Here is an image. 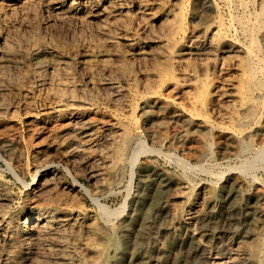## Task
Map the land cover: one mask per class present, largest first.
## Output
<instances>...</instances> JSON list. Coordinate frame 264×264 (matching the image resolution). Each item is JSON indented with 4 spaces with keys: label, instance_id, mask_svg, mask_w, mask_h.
Returning <instances> with one entry per match:
<instances>
[{
    "label": "rangeland",
    "instance_id": "1",
    "mask_svg": "<svg viewBox=\"0 0 264 264\" xmlns=\"http://www.w3.org/2000/svg\"><path fill=\"white\" fill-rule=\"evenodd\" d=\"M126 1L128 2V7H127L128 9H126L127 12L125 10H121V9L119 10V8L116 6V3H112V5H109V6H108V4H106L107 5L106 10L108 13L110 12L109 14L111 15V18L116 19V17H117V19H116L117 23L115 26L113 25V31L114 32L112 31V35L115 34L114 36H116V38L118 36V38L116 40L114 39L116 41L114 46H112L108 42H104L103 39L97 38L95 36V31H93V30H95V26L92 23H91L92 26H88V25H91L89 23L86 24L85 26L84 25L82 26V24L79 25L80 21L76 17H73L74 19L73 18L68 19V21H64V22L62 20L59 21L56 19H52L53 17L51 15V13L43 7L42 3L44 1H42V0H40V1L36 0V1H34V3H31V7L29 8L30 9L29 11L26 9L27 11L26 10H24L25 12L19 11L17 14H15V13L13 14L9 11V8H7V6H8L7 3L4 4L3 6L0 5L1 6L0 7V14H1L0 25L2 26V27L0 26L1 27L0 28V37H1L0 40L5 38L4 40L7 41V44H9V45L14 44L13 46H10L11 50L9 48L7 50V52L13 51L14 53L15 52L19 53V55L17 53H15L19 62L14 61V63L10 62L11 63L10 64L3 57L4 56L3 54L6 52V49L4 50L2 47L0 48V50L2 49L0 51V55L2 56V57L0 56V87H1L0 88V108H1L0 110L3 111V112L0 111V137L2 136V138H0V175H1L0 180L2 181L4 187L8 190V192H10L11 194H13L15 196L14 201L11 204L9 203V205H11V206H9L8 204L3 205L0 203V211L6 210L11 215L12 214L17 215L21 212L22 208L24 209L26 207L25 196H24L25 195L24 186H25V183L31 181L32 174L34 173L33 168L38 166L39 163L42 160H44V158H45L44 154L45 153H43L42 150L47 149V147L50 145V143L53 141L55 142V140L57 143L60 144L65 139V138H63V139L60 138L57 140L55 138V134L53 135L51 133H47L49 131L44 128V123H42L40 120H38L37 123H31V121L33 122L34 118L40 117L42 119H45L48 116H50L51 113L53 112V111L51 112V109H50V104H51V102H53V98H52L53 95L52 94H54L55 92L56 93L62 92V88L59 87L58 88L59 90L57 89L58 86L55 83L56 81L55 82L52 81L54 79L50 73L51 72L50 70H52V69L58 70L59 69V71H61V73H62V76H64V74L69 73L68 76H70L72 79V81H71V79H70V81L72 84L74 83L73 84L74 86L72 85V87H74V88H72V87L70 88V93H72V94L74 93L76 100L78 99L79 101H82L83 105L86 102L84 100L86 98V96L88 97V96L93 94V96H95L97 99L99 98L98 99L99 103L97 104L98 110L100 112H104V111L110 112V111H113L114 105H112V103H110V102L108 103V101L105 100L106 96H104V91H106L108 93L107 90H104L106 88H103V87H101L100 84H97V82L99 80L103 79V73H101V71H97V70H104L107 68V70H109L110 72H112L111 70H113L112 73H116L118 71H121V72H124L127 74L131 73L132 76L135 77L136 86L134 85L135 83L133 84V86H135L136 89H135V87H133L134 89H132V91L129 90V92H128L127 87H125L124 85L121 86L122 83L118 84L119 86L116 85V87L117 88L119 87L118 90L122 91V93L125 96H127L126 98H129V99L131 98L130 100H132L133 103L135 102V104H136V102L138 103V101L133 96L134 91L142 92L143 87L149 88V89L153 88L152 90L159 91V90H161V87L163 86L161 84L163 81L162 77L163 78L165 77V74H164L165 73V71H164L165 70V62L163 61V59H159L156 56L149 54V53H146L147 55L143 54V55L132 56V55H128L126 53L127 51H125V50H128V48H131L133 46H137L139 44H140L139 46H145L146 44H143V41H145L144 43H146L145 36H146L147 31L150 32V31H153V29H154V31L150 32V33L156 34L157 32H159V30L161 31V28H159L161 26V24H162V26H161L162 28L164 26H165V28H167L169 26V24L171 25V24L175 23L176 21H177L176 24H178V23L180 24V22H182L180 24V25L184 26V28L182 27L184 29L182 36L183 35L185 36L184 39L187 38L186 41L185 40H183V41H185L184 43H185L186 47H192L198 40H200V41H202V39L207 40L211 37L210 32L213 29V27L216 26V23H214V22L218 19L217 14L219 15L222 13L221 16L219 15V18L223 17V19L225 21H228L229 18H231V16H233V15L241 14L240 11H238L236 7L225 6L223 0H216L215 5H214L216 7H214L213 10H209V8H207L206 6L202 5L199 2H196L195 0H185V1L184 0H142L146 4L148 3L149 7H150V11L154 12V13H151V12L150 13L151 14L156 13L157 16L159 17V20L157 23H154L153 21H151V16L146 17L147 22H146L145 18H143V20H144L143 22H145V23L149 22L147 25L148 27L146 28L145 23L141 24L142 21L137 19V17H138L137 15H138V11H139V5L138 4H139V1L141 2V0H126ZM247 1L249 2V0H247ZM250 4L247 8L248 9L247 12L242 13L246 17H248L247 15L254 14V12H255V10L252 8V5H250ZM35 5H36V7H34ZM38 5H40V6L38 7ZM25 6L29 7V4L26 3ZM215 8H217V10ZM40 9L43 12H41ZM221 9H222V11H221ZM183 11H184V13H182ZM219 11H220V13H219ZM1 12L3 13V15ZM46 12L47 13L49 12L48 14H50V15H48ZM34 13H35V15H34ZM37 13H38V15H37ZM179 13L182 14L181 18H180ZM113 14H115L116 17ZM183 14H184V16H183ZM223 14H225V15H223ZM23 15H25V16H23ZM2 16H4V17H2ZM132 17H133V19H132ZM148 17H150V18L148 19ZM226 17H228V18H226ZM118 18L121 22L118 20ZM128 18H131L132 20L130 19L129 21H127ZM10 19H12L11 23L8 22V21H10ZM34 19L35 20L37 19L36 20L37 22H35ZM2 20H5V21H2ZM18 20H20V21H18ZM23 20H24V22H23ZM5 22H7L8 25ZM43 22H45V23H43ZM129 22H131V23H129ZM160 22H161V24H160ZM37 23H39V26H37L38 25ZM62 24H64V25H62ZM122 24L125 26H123ZM134 24H136V25H134ZM153 25L154 26L156 25V26L154 27ZM206 25H208V26H206ZM25 26L27 28H25ZM34 26H35V28H34ZM64 26H65V28H64ZM142 26H143V29H142ZM126 27H127V29H125ZM134 27L136 30L134 29ZM144 27H145V29H144ZM4 28H5V30H4ZM37 28L39 31L37 30ZM87 28H89L91 30L89 32H87V30H89ZM138 28H141V29H138ZM207 28L209 29V31L207 33L203 32L205 29L207 30ZM12 29L16 30V32L13 31ZM29 29H30V32H29ZM82 29H83V31H82ZM141 30H143V31H141ZM145 30H146V32H145ZM155 30H156V32H155ZM194 31H195V33H194ZM26 32L29 34H27ZM31 32H32V34H31ZM49 32H50V35H49ZM56 32H57V34H56ZM92 32H94V33H92ZM135 32L139 35H137ZM184 33H187V34H184ZM126 34H127V36L125 37ZM128 34H129V36H128ZM130 34H131V36H130ZM74 35L76 36V38ZM37 36L39 37V39ZM134 36L136 38H134ZM238 36L239 35H234V39H235L234 42L236 40L237 41L239 40L240 42H242V38H240V36L239 37ZM17 37H19L20 39L19 38L17 39ZM32 37L33 38L35 37V38L33 39ZM45 37H47V38H45ZM49 37H52L53 40H52V38H49ZM143 37H144V39H143ZM27 38H29L30 40L29 39L27 40ZM92 38H93V40H92ZM25 39H26V41H25ZM46 39H47V41H46ZM94 39H96V40H94ZM10 40H12V41H10ZM20 40H22V41H20ZM43 40L46 42H44ZM54 40L56 41V43H54L55 42ZM239 41H238V43H239ZM16 42L17 43L21 42L23 45L21 43L17 44ZM32 42H34V43H32ZM36 42H37V46H39L38 43L39 44L42 43V44L48 45L52 49L55 48L54 49L55 51L61 53V55L59 57L55 58L54 60L49 59V61H48V59H46V60H40L39 61V63H41V65L43 64V68H44V75H45L46 81H43V82H40V81L37 82L36 80H32L33 78H32L31 74L34 73L33 71L35 70V62L31 61L28 58V54H29L28 52L30 51L31 46L36 45ZM58 42L60 45L58 44ZM85 42H86V44H85ZM11 43H13V44H11ZM29 43L30 44L32 43V44L29 45ZM25 44H26V46H25ZM107 45L109 47H107ZM129 45H130V47H129ZM61 46H64V47H61ZM65 46H66V48H65ZM93 46H94V48H93ZM110 46L113 49L115 48L114 50L117 49L116 51H118L119 53H123L124 56L121 58L114 56L112 54L113 49ZM68 47H69V49H68ZM73 47L76 50H74ZM125 47H128V48L126 49ZM100 48L102 50L108 51V53L111 52V54L102 55L103 53L101 54V53H99V51L97 52V50H99ZM118 49H120V50H118ZM19 50H20V52H18ZM87 50H88V52H87ZM94 50H95V52H94ZM26 51H28V52H26ZM66 51H67V53H66ZM68 51L71 53L68 54ZM24 53H27V54H24ZM202 53L196 54V55L195 54H188L184 57V60L182 63H180L179 61L177 63V61H176V63L174 64V68H175L174 72H175V70H177V72L175 74H177V75L180 74V71L182 73L183 71L185 72V71L193 70L197 73V75L201 76V74H200L201 71L199 70L200 65L205 64V63H206L205 66L206 67L208 66L209 73L212 74L215 72L212 64L215 63L218 65H221L224 61L225 66L226 67L229 66V67L228 68L225 67L226 68L225 73H223V74L217 73L218 74L217 80L219 78L218 81L221 84H224L226 81L235 77L233 67L235 66V62H236L235 59L237 60L238 57L235 58L234 56H237L238 54L234 55L233 53H227V52L223 54V53H221L219 51H215V50L214 51L213 50H209V51L206 50V51H203ZM92 54H93V56H92ZM226 54H227V56H225ZM230 54H231V56H230ZM222 55H223V57H222ZM22 56H23V58H22ZM189 56H191V58ZM228 56H230V57H228ZM232 56L234 58H232ZM129 57H131V58H129ZM2 58H3V60H2ZM187 58H188V60H187ZM201 58H203V60H201ZM153 59H155V60H153ZM225 59L230 61V62L229 63L225 62ZM29 60H30V62H29ZM60 60L63 61V63ZM119 60L121 62H122V60H124V61L121 63ZM150 60H151V62H150ZM42 61H44V62H42ZM184 61H185V64H184ZM201 61H203V62H201ZM65 62L67 65L65 64ZM97 62H99L98 64H100V65L99 66L97 65V67H96ZM103 62L105 65L103 64ZM124 62H126V63H124ZM207 62H210V63H207ZM19 63H21L22 66ZM112 63H114V64H112ZM186 63H188V64L186 65ZM15 64H17L18 67ZM45 64H46V66H45ZM121 64H123L125 66V68H122L123 65H121ZM49 65H50V67H48ZM62 65H64L65 68H64V66L62 67ZM112 65L113 66L115 65V66L113 67ZM118 65H120V66L118 67ZM13 66H15V67H13ZM109 66H112L113 68L109 67ZM161 66H162V68H164V70L161 68ZM194 66L195 67L198 66V67L195 68ZM191 67H192V69H190ZM15 68H17V69H15ZM182 68H183V70H182ZM184 68H185V70H184ZM68 69H70V70H68ZM196 69H197V71H196ZM15 70H17V71H15ZM90 70H93V71L91 72ZM114 70H116V71L114 72ZM211 70H213L214 72L213 71L211 72ZM29 71H31V72L29 73ZM88 71H89V73H88ZM178 71H179V73H178ZM90 72H91V74L92 73L93 74L91 75ZM94 72H95V74H94ZM97 72H100V73L96 74ZM5 73L7 75H5ZM21 73H24L25 77ZM161 73H162V76H161ZM48 74L51 77H49ZM88 74H90L91 76ZM84 75L87 77H84ZM158 75L161 78H158ZM11 76H12V78L10 79ZM28 76H29V78H28ZM75 76H77V77H75ZM99 76L100 77L102 76L101 77L102 79ZM5 77H6V79H5ZM22 77H24L25 79ZM89 77H91V78H89ZM95 77H96V79H95ZM1 78H2V80H1ZM30 78H31V80H29ZM201 78H204V77L201 76ZM13 79H15V80H13ZM17 79H19V82ZM222 79H224V80L222 81ZM16 80H17V82H16ZM25 80L26 81L28 80V81L26 82ZM49 80H50V82L52 81L54 84L52 82H51L52 84L50 82L48 83ZM90 81L91 82L96 81V82H94L96 84H93V86H92V83ZM87 82H90V83H87ZM143 82L146 84H144ZM38 83H40V84H38ZM98 83H100V81ZM167 83H170V82L167 81ZM11 84H12V86H11ZM33 84H37V85H33ZM78 84H79V86H78ZM13 85H17V86H13ZM169 85L168 86L166 85L167 87L166 88L164 87L162 89V90H164L163 91V99H165L166 96L172 97V99L175 98L174 100L176 103L178 102L177 104L179 106H181V107L185 106L187 104V100L189 98L188 91L186 92V94H185V92H181V91L173 92V90H171L172 89L171 86H169ZM18 86L19 87L21 86V87L19 88ZM41 86H43V87L41 88ZM88 86H89V88H88ZM16 87H17V89H16ZM94 87H95V89H94ZM157 87H160V88H157ZM78 88H79V90L77 91ZM120 88H123V89L121 90ZM55 89H57L58 91ZM74 89H76V91ZM124 89H127V90H124ZM225 89H229V88L225 87ZM52 91H54V92H52ZM86 91H88V92L86 93ZM124 91L127 94H125ZM165 91L166 92L171 91V92L169 93V95H168V93H166V95H165ZM46 92H49V93H46ZM50 92H52V93H50ZM78 92H79V94L81 92L82 95L81 94L79 95ZM91 92H93V93H91ZM85 93H86V95H85ZM44 94L45 95L48 94L47 97L44 96ZM81 96L83 97V100L82 99L80 100V98H82ZM103 96L105 97V99ZM132 96L136 100H134L132 98ZM47 98H48V100H47ZM5 100H7V101L5 102ZM227 101L228 100H222V101L220 100L219 103L217 101L216 106H215V103L212 104V106H210L207 109V112H206L207 114L205 113V114H202V116L201 115L196 116L195 117L196 119L193 122L189 120V117H188L189 113L185 112V111L178 112L177 113L178 115L173 116L172 114H169V113H168L169 114L168 115L167 113L163 112L160 108H158L156 106L154 108L151 107L149 109L146 107L144 108V106H141V105L137 106V111L135 112V117L137 116L136 117L137 119L136 118L135 119L137 120V123L139 121L138 126L140 128H138V126H137V129L140 131H138L137 129H136V131H137V134L139 136V141L144 143V145L147 147V151L140 156V158L137 161V163L134 167V170L132 172L133 174L130 172V173H126V174L121 175V174H119L118 170L111 168L113 165L112 164L113 157H112L111 152H109V151H112V149H114V147L116 146L118 141H115V143H114V141L110 140V137L106 135L104 137V139L100 141L98 148H95V147L90 146V145H89V147H90L89 148L88 145H85L84 140H82V139L77 140L79 142V144L83 141L82 142L83 145L80 144L82 146V151H79V153L77 152V153L73 154L75 156V157L73 156V159H74V163H76V170H77L76 173L78 174V176H79L78 180L80 181L79 185L81 184V186H83L82 191L80 192L81 194H78V196L81 200V204L84 207L86 206L85 209L91 214L97 213V209H98L97 206H99V205H103L106 208H108L109 210H114V209H118V208L123 207V212L120 215L121 217L119 216V218L114 223L115 231L112 235H110V236L105 235L103 233V231H99L98 232L99 236L97 235L98 237L96 236L94 238H90V239H93V242H96V244L99 243L102 246H106L108 244L107 242L110 240V238L115 237V239L117 240V252H116V255L114 256L115 257L114 259H115V261L118 260L117 264H205V262H206L205 256L206 255L213 254L215 256L217 253H218V255H220V257L222 258L223 261H226V260H228V258L231 256L232 253L236 252L235 249L236 250L238 249L237 251L240 252V251L248 248L249 246L251 247L252 245H254L257 242V239H258V241L261 239H264V237H262V236H264L263 235L264 234V210L260 207V205L258 203V199H257V195L259 194L260 190L264 191L263 190L264 189V158L256 160L257 165L250 172L243 171V170H241L242 168L238 169L239 165L241 166L243 161L246 160L247 157L246 156L242 157L240 155L235 156V148H234L235 144L233 142H231L229 139H227L225 141L226 138H223V135H217L213 132H210L206 128V125L204 123L205 120H203V119H205V117L206 118L208 117L207 119H209V120L211 118L210 121L218 123V124H220V123L222 124L223 123L222 122L223 121L222 120L223 115L225 116L229 110V103H227ZM42 102H44V103H42ZM225 102L227 103L228 106L225 104ZM1 103L4 104L3 105L4 107L1 105ZM27 103L30 105H28ZM103 103H104V105H103ZM111 105H112V107H111ZM30 107H32L33 109ZM4 109H5V111H4ZM144 109H145V111H144ZM101 110H103V111H101ZM46 111H47V113H46ZM40 112H42V113L40 114ZM31 113L34 115H31ZM164 114H166V115H164ZM186 116H187V118H186ZM219 117H222V118H219ZM27 119H30V120H27ZM197 119H198V122H197ZM27 121H29L30 123ZM40 124H42V125H40ZM225 125H227V124H225ZM2 126H3V128H1ZM252 126H255V127L257 126V127L254 128ZM252 126H249L248 128H244L245 129V131L243 133V134H245L244 138L252 139L253 141H255L256 144H257V141L259 139L258 143L261 140L260 144L263 142L262 145H264V137H263L264 134H262L263 130H262L261 125H258V124L254 125L253 124ZM250 128H251V130L249 131ZM203 131H205V132H203ZM257 131H258V133H257ZM260 133H261V135H260ZM206 134H207V136H205V139H206L205 140L204 136H202V135H206ZM210 134L212 136H210ZM248 134H251V136ZM257 135H259V136H257ZM46 139H47V141H46ZM52 139H53V141H52ZM209 142H210V144H209ZM69 143L70 144L72 143V144L70 145ZM104 143H105V145H104ZM107 143H108V145L106 146ZM67 144H65V145L63 144L62 147H60L61 145L59 146V150H60L59 156L66 154L67 153L66 151L71 150V146L74 147V145L76 143L73 142L72 140L70 142V140H69ZM208 144H209V146L211 145V147L212 146H214V147H212V149H211V147L208 148L209 147ZM67 146H68V148H67ZM91 147L94 149L93 152H92ZM222 148H223V150H222ZM54 149L55 148L49 149V150H51L50 152L52 153V156L55 155L54 154L55 152H53ZM64 149H66V151H61ZM103 150L105 152H103ZM80 152L83 154H81ZM95 152H96V154H95ZM165 152H166V154H165ZM170 152H172L171 154L173 155L172 159H170L168 156V153L170 155ZM207 152H210V153H207ZM91 153H93V154H91ZM196 153H197V155H196ZM85 154L86 155L91 154V155L85 156ZM108 154L110 157H107ZM204 154H206V155H204ZM202 155L205 156L207 160H205L204 159L205 157L203 158ZM104 156H105V158H104ZM83 157H84V160L82 159ZM198 157H199V159H198ZM85 158H86V160H85ZM92 158L95 161L92 162V160H93ZM179 159L182 161H180ZM200 159H201V161H200ZM248 159L253 160L252 157H248ZM4 160H5V162H4ZM75 160L76 161L78 160L79 162L78 161L76 162ZM178 160L180 161L179 163H178ZM185 160L189 163H186ZM237 160H238V162H237ZM205 161H207V162H205ZM200 162H202V163H200ZM203 162H205V163H203ZM106 163H110V164L108 165ZM184 163L187 164L188 167H190V165H191L192 169L186 171V169L183 166ZM206 163H207V165H206ZM238 163H239V165H238ZM198 164H200V165H198ZM64 166H65L64 164H62L60 162H56V169L59 171L58 173L61 175V172H63V173L65 172L64 174H65L67 180L73 183V179H71L72 177L70 176V174L68 176V170H69V169H67L68 167L66 166L67 167L66 168ZM194 166H197V168L195 167V169H194L193 168ZM98 167H99V170L106 172L107 177L105 176L106 177L105 179H106V181H108L107 183L111 187L110 191L102 193V194H95L93 192L96 181L95 180L93 181V179L90 178L91 176L89 175L92 170H98ZM102 167H104V168H102ZM182 168H184L185 172H183ZM197 169H205V170L208 169L207 170L208 172L204 171V170L199 171ZM211 169H213V170H211ZM210 171H212V173H210ZM218 171H220V172H218ZM27 172H29V173H27ZM204 172H206V173H204ZM30 173H32V174H30ZM200 173H201V175H200ZM208 173H210L212 175H210ZM246 173H248V174H246ZM29 175H31V176H29ZM188 177H190V178H188ZM15 178H17V179H15ZM61 178H62V176H61ZM235 179H238V180H235ZM62 181L66 182L65 179H63ZM186 181H188V182H186ZM233 181H236L238 183L237 187L236 186L234 187L232 185ZM111 183H112V185H111ZM185 185H187V186H185ZM180 186L183 189H181ZM9 189H10V191H9ZM246 189H248V190H246ZM186 190H189V191H186ZM177 192H178V194H177ZM187 194H188V196H190V198H192L191 202L193 205V211L198 210V212L201 211V213H205L207 215L206 221H208V222H205V224L201 225V226H200L201 223L196 222L197 223L196 224L195 222H193L192 228L194 230H196L195 232H196L197 237L199 238L200 242L202 243V246H206L208 244L207 246H208L209 250L207 249V246L199 248L197 243L195 241H192V239L188 236V233L186 231H184L183 228H180V226L182 225V223L184 221V218H187L186 216H188L186 214H188V212H190V211L188 208L189 202L187 200H184L183 198H179V197H182L184 195L186 196ZM179 195H181V196H179ZM94 197H96L95 198L96 201L94 200ZM178 198L180 200L183 199L182 202L179 201ZM20 199H21V201H20ZM17 200H18V203H17ZM210 201L212 204L211 206H209ZM95 203H97V204H95ZM23 204L25 206H23ZM169 204L171 205V209H173V212L175 213V211H176V214H175L176 219H177L176 221H173L172 214L168 211V207L170 206ZM6 205L9 207V210H8V207H6ZM176 208H178V209H176ZM196 208H197V210H196ZM207 210H208V212H207ZM15 211L16 212L18 211V212L16 213ZM179 211L182 213L180 214ZM170 219H171V221H170ZM209 220H210V223H209ZM181 230H182V232H181ZM143 232H145V233H143ZM253 235H255V236H253ZM0 236H1L0 238L2 239L1 232H0ZM175 236H176V239H175ZM200 237H201V239H200ZM258 237L261 239H259ZM1 239H0V242L2 243L3 239L2 240ZM189 239H190V241H189ZM192 243H194V244H192ZM200 250L201 251L204 250V251L201 252ZM226 251L229 252V254ZM3 256L0 255V257L2 259H5ZM263 260H264V258H263ZM127 262H129V263H127ZM48 263L54 264V263H50V262H48ZM263 263H264V261H263ZM25 264H28V263H25Z\"/></svg>",
    "mask_w": 264,
    "mask_h": 264
},
{
    "label": "bare ground",
    "instance_id": "2",
    "mask_svg": "<svg viewBox=\"0 0 264 264\" xmlns=\"http://www.w3.org/2000/svg\"><path fill=\"white\" fill-rule=\"evenodd\" d=\"M36 0H0V5L3 6L4 4H8L7 8H9V11L11 13L17 14L19 11L24 10H30L31 3H34ZM40 1V0H39ZM44 1L42 3L43 7L49 11L52 15V19L56 20H62L68 21V19H71L73 17H76L79 19L82 26L86 24H93L95 26V36L97 38L103 39L104 42H108L112 46L116 43V36L112 35L113 31V25L115 26L117 23V17L116 13L115 15L116 19H112L111 15L106 10V4L112 5V3H116V6L119 8V10H125L128 9V2L126 0H42ZM115 1V2H114ZM185 1V0H184ZM196 2L201 3L202 5L209 8V10H213L216 0H195ZM225 6H234L237 8L238 11H240L241 14L233 15L231 18H229L228 21H225L223 17L219 18V15L217 14L218 19L214 22L216 23V26L213 27V29L210 32L211 37L207 40L202 39V41L198 40L192 47H186L184 39L185 36H182V33L184 32L183 28L184 26L180 24H169L167 28L165 26L162 28V24L159 28H161V31L157 32L156 34H151L150 32H146L145 41H143V44H146L145 46H133L131 48L125 47L128 50L126 53L128 55L136 56V55H143L146 53L152 54L156 56L159 59H163L165 62V70L164 68H161L165 71V77L162 81V87L161 90L156 91L149 88H144L142 92L134 91L133 96L137 99L138 103H133L132 100L129 98H126L122 91L118 90L116 87L119 86L118 84L122 83L125 87L132 91L134 89L133 87L136 86L135 83V77L132 76V74H127L121 71H118L116 73H112L109 70H97L101 71L103 73V79L99 80L100 83L97 82V84H100L101 87L106 88L104 90V96H106V101L108 103H112L114 105L113 111L107 112H100L98 110L97 104L98 99L92 95L86 96L84 99L86 102L83 105L82 101L76 100L74 93H70V88L72 87L71 77L68 76V74H64L62 76L61 71L59 69H52L50 70L51 75L55 83L57 84V89L60 87L62 88V92L60 93H54L52 94L53 102L50 104L51 109V115L48 116L45 119H42L40 117L34 118L33 122L31 123H37L38 120H40L42 123H44V128L48 130L51 134H55V138L58 140L60 138H65L63 142L60 144L53 141L50 143V145L47 147V149H43L42 152L45 153V158L42 160L38 166H36L34 169V173L32 174L31 181L25 183L24 186V192H25V204L26 207L17 215H11L6 210L0 211V232L2 235V243L0 242V255L3 256L5 259H2L0 257V264H47L48 262L54 263V264H117V261H115V255L117 252V240L115 237H111L110 240L107 242L108 244L106 246H102L99 243L96 244V242H93V239L96 237L99 233V231H103L105 235H112L115 231V221L119 218V216L123 212V207L109 210L103 205L97 206V213L91 214L89 213L85 207L81 204V200L78 196V194H81L82 191L81 184L79 185L80 181L78 180L79 176L76 173V163H74L73 154L79 153V151H82V142L79 144L77 141L78 139H82L85 142V145L93 146L95 148L99 147V143L101 140L104 139V137L107 135L110 137V140L118 141L114 149H112L111 152L113 157L112 167L115 170L119 171V174H126V173H132L134 170V167L139 160L140 156L144 154L147 151V147L144 145L143 142L139 141V136L137 134V116L135 117V112L137 111V106L141 105L144 106V108H154L155 106L160 108L163 112L172 114L173 116L178 115V112H188L189 120L194 121L196 116H202V114H205L207 112V109L212 106V104L220 100H228L227 103H229V110L228 113L224 116L223 115V123L218 124L215 122L210 121L205 117V125L206 128L217 135H223V138L229 139L231 142L235 144V156H246V160H242L243 163L239 168H242L241 170L250 172L252 171L255 166L257 165L256 160H259L261 158H264V145L260 142L257 144L255 141L249 138H244V128H248L249 126L254 125H261L263 133L264 134V0H223ZM38 2V1H37ZM219 2V1H218ZM221 2V1H220ZM29 4V7L25 6V4ZM36 3V2H35ZM130 3V2H129ZM187 3V2H186ZM194 3V2H193ZM222 3V2H221ZM251 3V4H250ZM198 4V3H197ZM252 5V8L255 10L254 14H249L246 17L242 13L247 12L248 6ZM134 5V4H133ZM139 11H138V17L140 21H142L141 24L145 23L143 22V18H145L147 22V16H151V21L154 23H157L159 20V17L157 14H151L154 12L150 11L149 4L145 3L141 0L139 1ZM199 5V4H198ZM0 6V7H1ZM40 5H38L39 7ZM105 6V7H104ZM114 6V5H113ZM201 6V5H200ZM26 7V8H25ZM36 7V5L34 6ZM112 7V6H111ZM115 7V6H114ZM116 7V8H117ZM220 7V6H219ZM117 8V9H118ZM156 8V7H155ZM203 8V7H202ZM205 8V7H204ZM226 8V7H225ZM2 9V8H1ZM5 9V8H4ZM152 9V8H151ZM217 10V8H215ZM228 9V8H227ZM252 9V10H253ZM6 10V9H5ZM4 10V11H5ZM8 10V9H7ZM26 10V11H27ZM35 10V9H34ZM41 10V9H40ZM39 10V11H40ZM110 10V9H109ZM186 10V9H185ZM220 10V9H219ZM224 10V9H223ZM230 10V9H229ZM250 10V9H249ZM8 11V12H9ZM37 11V10H36ZM114 11V10H113ZM118 11V10H117ZM116 11V12H117ZM153 11V10H152ZM222 11V9H221ZM231 11V10H230ZM25 12V11H24ZM35 12V11H34ZM41 12H43L41 10ZM48 12V13H49ZM127 12V11H126ZM151 12V13H150ZM176 12V11H175ZM212 12V11H211ZM215 12V11H214ZM213 12V13H214ZM232 12V11H231ZM2 13V12H1ZM10 13V14H11ZM27 13V12H26ZM29 13V12H28ZM47 13V12H46ZM47 13V14H48ZM121 13V12H120ZM124 13V12H123ZM184 13V11L182 12ZM220 13V11H219ZM225 13V12H224ZM227 13V12H226ZM233 13V12H232ZM12 14V15H13ZM23 14V13H22ZM119 14V13H118ZM137 14V13H136ZM3 15V13H2ZM35 15V13H34ZM33 15V16H34ZM38 15V13H37ZM50 15V14H48ZM131 15V14H130ZM159 15V14H158ZM180 18L181 15L180 14ZM215 15V14H214ZM225 15V14H223ZM1 16V14H0ZM6 16V15H5ZM10 16V15H9ZM14 16V15H13ZM16 16V15H15ZM25 16V15H23ZM28 16V15H27ZM30 16V15H29ZM32 16V15H31ZM121 16V15H120ZM119 16V17H120ZM184 16V14H183ZM213 16V15H212ZM4 17V16H2ZM17 17V16H16ZM40 17V16H39ZM38 17V18H39ZM177 17V16H176ZM179 17V16H178ZM225 17V16H224ZM20 18V17H19ZM22 18V17H21ZM24 18V17H23ZM29 18V17H28ZM150 17H148L149 19ZM183 18V17H182ZM228 18V17H226ZM225 18V19H226ZM74 19V18H73ZM77 19V20H78ZM131 18H128L127 21H129ZM133 19V17H132ZM131 19V20H132ZM166 19V18H165ZM177 19V18H176ZM216 19V18H215ZM16 20V19H15ZM25 20V19H24ZM23 20V22H24ZM35 20V19H34ZM37 20V19H36ZM35 20V22H37ZM119 20V18H118ZM175 20V19H174ZM5 21V20H2ZM12 19H10L11 23ZM17 21V20H16ZM20 21V20H18ZM41 21V20H40ZM120 21V20H119ZM126 21V20H125ZM135 21V20H134ZM161 21V20H160ZM167 21V20H166ZM183 21V20H182ZM212 21V20H211ZM22 22V21H21ZM29 22V21H28ZM33 22V21H32ZM121 22V21H120ZM119 22V23H120ZM133 22V21H132ZM152 22V23H153ZM213 22V21H212ZM7 24V22H5ZM19 23V22H18ZM34 23V22H33ZM45 23V22H43ZM52 23V22H51ZM69 23V22H68ZM72 23V22H71ZM123 23V22H122ZM131 23V22H129ZM149 23V22H148ZM148 23H145V27L147 28ZM153 23V24H154ZM168 23V22H167ZM209 23V22H208ZM211 23V22H210ZM31 24V23H30ZM38 24V25H37ZM36 25L39 26V23ZM59 24V23H58ZM61 24V23H60ZM70 24V23H69ZM88 25V26H92ZM127 24V23H126ZM133 24V23H132ZM137 24V23H136ZM134 24V25H136ZM159 24V25H160ZM165 24V23H164ZM207 24V23H206ZM8 25V24H7ZM12 25V24H11ZM20 25V24H19ZM41 25V24H40ZM52 25V24H51ZM64 25V24H62ZM68 25V24H67ZM121 25V24H120ZM119 25V26H120ZM123 25V24H122ZM128 25V24H127ZM140 25V24H139ZM211 25V24H210ZM1 26V25H0ZM42 26V25H41ZM93 26V27H94ZM125 26V25H123ZM129 26V25H128ZM144 26V25H143ZM142 26V29H143ZM154 26V25H153ZM156 26V25H155ZM154 26V27H155ZM208 26V25H206ZM2 27V26H1ZM0 27V28H1ZM15 27V26H14ZM121 27V26H120ZM131 27V26H130ZM139 27V26H138ZM144 27V29H145ZM158 27V26H157ZM183 27V28H182ZM204 27V26H203ZM19 28V27H18ZM25 28H27L25 26ZM35 28V26H34ZM44 28V27H43ZM42 28V29H43ZM65 28V26H64ZM118 28V27H117ZM124 28V27H123ZM129 28V27H128ZM191 28V27H190ZM9 29V28H8ZM16 29V28H15ZM24 29V28H23ZM68 29V28H67ZM89 29V28H87ZM115 29V28H114ZM127 29V27L125 28ZM130 29V28H129ZM135 29V27H134ZM141 29V28H138ZM149 29V28H148ZM3 30V29H2ZM5 30V28H4ZM7 30V29H6ZM13 30V29H12ZM17 30V29H16ZM16 30H13L16 32ZM28 30V29H27ZM35 30V29H34ZM38 30V28H37ZM91 29L87 30L89 32ZM117 30V29H116ZM120 30V29H119ZM124 30V29H123ZM136 30V29H135ZM11 31V30H10ZM25 31V30H24ZM39 31V30H38ZM43 31V30H42ZM83 31V29H82ZM143 31V30H141ZM209 29H205L203 32L207 33ZM30 32V29H29ZM37 32V31H36ZM41 32V31H40ZM44 32V31H43ZM114 32V31H113ZM120 32V31H119ZM133 32V31H132ZM138 32V31H137ZM156 32V30H155ZM27 33V32H26ZM94 33V32H92ZM91 33V34H92ZM125 33V32H124ZM123 33V34H124ZM127 33V32H126ZM136 33V32H135ZM142 33V32H141ZM195 33V31H194ZM198 33V32H197ZM202 33V32H201ZM19 34V33H18ZM29 34V33H27ZM32 34V32H31ZM30 34V35H31ZM37 34V33H36ZM35 34V35H36ZM42 34V33H41ZM48 34V33H47ZM46 34V35H47ZM57 34V32H56ZM76 34V33H75ZM83 34V33H82ZM122 34V35H123ZM137 34V33H136ZM144 34V33H143ZM187 34V33H184ZM209 34V33H208ZM15 35V34H14ZM34 35V34H33ZM50 35V32H49ZM54 35V34H53ZM63 35V34H62ZM121 35V36H122ZM133 35V34H132ZM139 35V34H137ZM142 35V34H141ZM145 35V34H144ZM204 35V34H203ZM234 35H239L240 38H242V42L239 43L238 41L234 42ZM13 36V35H12ZM21 36V35H20ZM73 36V35H72ZM75 36V35H74ZM90 36V35H89ZM93 36V35H92ZM114 36V37H113ZM120 36V37H121ZM127 34L125 35V37ZM129 36V34H128ZM131 36V34H130ZM238 36V37H239ZM10 37V36H9ZM15 37V36H14ZM38 37V36H37ZM71 37V36H70ZM119 37V38H120ZM124 37V36H123ZM187 37V36H186ZM207 37V36H206ZM1 38V37H0ZM8 38V37H7ZM19 37H17L18 39ZM31 38V37H30ZM33 38V37H32ZM35 38V37H34ZM33 38V39H34ZM47 38V37H45ZM52 38V37H49ZM73 38V37H72ZM76 38V36H75ZM74 38V39H75ZM80 38V37H79ZM94 38V37H93ZM92 38V40H93ZM128 38V37H127ZM131 38V37H130ZM134 38H136L134 36ZM192 38V37H191ZM5 39V38H4ZM4 39L0 40V48L2 47L4 50L6 49V52L3 54L5 60L7 62L18 61L17 56L15 53L17 52H7V50L10 48V46H13L14 42L11 43L13 45L7 44V41ZM11 39V38H10ZM14 39V38H13ZM12 39V40H13ZM20 39V38H19ZM29 38H27L28 40ZM39 39V37H38ZM115 39V40H114ZM124 39V38H123ZM133 39V38H132ZM138 39V38H137ZM142 39V38H141ZM144 39V37H143ZM190 39V38H189ZM196 39V38H195ZM7 40V39H6ZM10 40V41H12ZM30 40V39H29ZM37 40V39H36ZM42 40V39H41ZM53 40V38H52ZM51 40V41H52ZM73 40V39H72ZM96 40V39H94ZM121 40V39H120ZM130 40V39H129ZM185 40V41H183ZM194 40V39H193ZM9 41V42H10ZM19 41V40H18ZM22 41V40H20ZM26 41V39H25ZM44 41V40H43ZM47 41V39H46ZM44 41V42H46ZM50 41V40H49ZM55 41V40H54ZM59 41V40H58ZM8 42V43H9ZM31 42V41H30ZM41 42V41H40ZM99 42V41H98ZM97 42V43H98ZM125 42V41H124ZM129 42V41H128ZM131 42V41H130ZM137 42V41H136ZM135 42V43H136ZM17 43V42H16ZM15 43V44H16ZM21 43V42H18ZM17 43V44H18ZM34 43V42H32ZM31 43V44H32ZM56 43V41L54 42ZM63 43V42H62ZM92 43V42H91ZM95 43V42H94ZM93 43V44H94ZM142 43V42H141ZM192 43V42H191ZM16 44V45H17ZM22 44V43H21ZM20 44V45H21ZM29 43V45H31ZM59 44V42H58ZM65 44V43H64ZM63 44V45H64ZM67 44V43H66ZM84 44V43H83ZM86 44V42H85ZM99 44V43H98ZM105 44V43H104ZM103 44V45H104ZM130 44V43H129ZM137 44V43H136ZM23 45V44H22ZM31 46L30 51L28 52V58L31 61L35 62V70L32 72V80H36L37 82H43L45 80L44 75V68L43 64L39 63L40 60H54L55 58L59 57L61 53L55 51L51 47L45 44H39ZM53 45V44H52ZM60 45V44H59ZM26 46V44H25ZM51 46V45H50ZM55 46V45H54ZM58 46V45H57ZM71 46V45H70ZM89 46V45H88ZM95 46V45H94ZM93 46V48H94ZM128 46V45H127ZM20 47V46H19ZM29 47V46H28ZM56 47V46H55ZM64 47V46H61ZM78 47V46H77ZM106 47V46H105ZM107 47H109L107 45ZM111 47V46H110ZM117 47V46H116ZM130 47V45H129ZM24 48V47H23ZM22 48V49H23ZM66 48V46H65ZM64 48V49H65ZM74 48V47H73ZM82 48V47H81ZM89 48V47H88ZM96 48V47H95ZM112 48V47H111ZM119 48V47H118ZM25 49V48H24ZM69 49V47H68ZM84 49V48H83ZM113 49V48H112ZM115 49V48H114ZM112 50V54L116 57H123V53H119L116 50ZM2 50V49H1ZM0 50V51H1ZM11 50V48H10ZM14 50V49H13ZM18 50V49H17ZM27 50V49H26ZM60 50V49H59ZM74 50H76L74 48ZM73 50V51H74ZM120 50V49H118ZM123 50V49H122ZM121 50V51H122ZM209 51V50H215L219 51L221 53H233L238 54L237 56H234L235 58L238 57V59H235V66L234 73L235 77L232 79L226 81L224 84H221L217 80L218 74H223L226 71V67L224 64V61L221 65L218 64H212L214 67L213 71L214 73L210 74L208 66L206 67L205 64L200 65V74L201 76L197 75V73L193 70L191 71H183L180 74H175L177 70L174 72V64L183 62L184 57L188 54H200L203 51ZM23 51V50H22ZM62 51V50H61ZM104 54H111V52L108 53L106 50H102L101 48L97 50V52ZM20 52V50L18 51ZM88 52V50H87ZM95 52V50H94ZM123 52V51H122ZM65 53V52H64ZM67 53V51H66ZM65 53V54H66ZM71 53L68 51V54ZM79 53V52H78ZM84 53V52H83ZM90 53V52H89ZM92 53V52H91ZM216 53V52H215ZM19 55V53H17ZM21 54V53H20ZM27 54V53H24ZM203 54V53H202ZM209 54V53H208ZM23 55V54H22ZM73 55V54H72ZM79 55V54H78ZM112 55V56H113ZM147 55V54H146ZM217 55V54H216ZM1 56V55H0ZM21 56V55H20ZM19 56V57H20ZM26 56V55H25ZM88 56V55H87ZM93 56V54H92ZM101 56V55H100ZM109 56V55H108ZM149 56V55H148ZM204 56V55H203ZM227 56V54L225 55ZM231 56V54H230ZM228 56V57H230ZM232 56V58H234ZM2 57V56H1ZM111 57V56H110ZM141 57V56H140ZM151 57V56H150ZM191 58V56H189ZM208 57V56H207ZM223 57V55H222ZM23 58V56H22ZM27 58V57H26ZM27 58V59H28ZM71 58V57H70ZM69 58V59H70ZM75 58V57H74ZM96 58V57H95ZM108 58V57H107ZM125 58V57H124ZM131 58V57H129ZM144 58V57H143ZM153 58V57H152ZM200 58V57H199ZM26 59V60H27ZM88 59V58H87ZM115 59V58H114ZM128 59V58H127ZM126 59V60H127ZM140 59V58H139ZM158 59V60H159ZM227 59V58H226ZM225 62L229 63L230 61L226 60ZM3 60V58H2ZM23 60V59H22ZM29 60V62H30ZM57 60V59H56ZM62 60V59H61ZM60 60V61H61ZM67 60V59H66ZM82 60V59H81ZM96 60V59H95ZM98 60V59H97ZM138 60V59H137ZM155 60V59H153ZM188 60V58H187ZM203 60V58H201ZM222 60V59H221ZM5 61V62H6ZM72 61V60H71ZM80 61V60H79ZM88 61V60H87ZM94 61V60H93ZM92 61V62H93ZM118 61V60H117ZM120 61V60H119ZM124 60H122L123 62ZM128 61V60H127ZM130 61V60H129ZM160 61V60H159ZM186 61V60H185ZM184 61V64H185ZM193 61V60H192ZM208 61V60H207ZM44 62V61H42ZM56 62V61H55ZM63 63V61H61ZM121 62V61H120ZM121 62V63H122ZM136 62V61H135ZM138 62V61H137ZM151 62V60H150ZM188 62V61H187ZM200 62V61H199ZM203 62V61H201ZM233 62V63H234ZM16 63V62H15ZM71 63V62H70ZM85 63V62H84ZM91 63V62H90ZM97 65L99 66L100 64ZM109 63V62H108ZM126 63V62H124ZM179 63V64H180ZM189 63V62H188ZM186 63V65L188 64ZM210 63V62H207ZM11 64V63H10ZM21 65V63H19ZM30 64V63H29ZM47 64V63H46ZM45 64V66H46ZM58 64V63H57ZM66 64V62H65ZM94 64V63H93ZM104 64V62H103ZM114 64V63H112ZM120 64V63H119ZM128 64V63H127ZM132 64V63H131ZM190 64V63H189ZM199 64V63H198ZM17 65V64H15ZM26 65V64H25ZM28 65V64H27ZM67 65V64H66ZM72 65V64H71ZM86 65V64H85ZM105 65V64H104ZM123 65V64H121ZM126 65V64H125ZM227 65V64H226ZM3 66V65H2ZM7 66V65H6ZM9 66V65H8ZM12 66V65H11ZM22 66V65H21ZM56 66V65H55ZM54 66V67H55ZM64 65H62L63 67ZM92 66V65H91ZM113 66V65H112ZM109 66V67H112ZM115 66V65H114ZM113 66V67H114ZM120 65H118L119 67ZM124 66V65H123ZM122 68H125V66ZM153 66V65H152ZM176 66V65H175ZM180 66V65H179ZM199 66V65H198ZM197 66V67H198ZM5 67V66H4ZM15 67V66H13ZM18 67V65H17ZM20 67V66H19ZM27 67V66H26ZM50 67V65L48 66ZM53 67V66H52ZM68 67V66H67ZM72 67V66H71ZM95 67V66H94ZM112 67V68H113ZM117 67V66H116ZM129 67V66H128ZM195 67V66H194ZM195 67V68H197ZM226 67V68H225ZM231 67V68H232ZM9 68V67H8ZM12 68V67H11ZM65 68V66H64ZM2 69V68H1ZM17 69V68H15ZM33 69V68H32ZM111 69V68H110ZM115 69V68H114ZM117 69V68H116ZM128 69V68H127ZM152 69V68H151ZM180 69V68H179ZM192 69V67L190 68ZM19 70V69H18ZM25 70V69H24ZM30 70V69H29ZM63 70V69H62ZM70 70V69H68ZM76 70V69H75ZM158 70V69H157ZM181 70V69H180ZM183 70V68H182ZM185 70V68H184ZM228 70V69H227ZM3 71V70H2ZM5 71V70H4ZM17 71V70H15ZM20 71V70H19ZM27 71V70H26ZM49 71V70H48ZM66 71V70H65ZM91 72L93 70H90ZM116 70H114L115 72ZM151 71V70H150ZM197 71V69H196ZM31 71H29L30 73ZM46 72V71H45ZM67 72V71H66ZM65 72V73H66ZM71 72V71H70ZM90 72V74H91ZM96 72V71H95ZM94 72V74H95ZM20 73V72H19ZM64 73V72H63ZM89 73V71H88ZM100 72H97L98 74ZM158 73V72H157ZM179 73V71H178ZM218 73V74H217ZM10 74V73H9ZM15 74V73H14ZM13 74V75H14ZM24 75V73H21ZM46 74V73H45ZM87 74V73H86ZM88 74V75H90ZM93 74V73H92ZM91 74V75H92ZM5 75H7L5 73ZM12 75V74H11ZM16 75V74H15ZM14 75V76H15ZM30 75V74H29ZM90 75V76H91ZM3 76V75H2ZM27 76V75H26ZM49 76V74H48ZM162 76V73H161ZM224 76V75H223ZM233 76V75H232ZM21 77V76H20ZM25 77V75H24ZM22 77V78H24ZM31 77V76H30ZM51 77V76H49ZM77 77V76H75ZM84 77H87L84 75ZM93 77V76H92ZM147 77V76H146ZM12 76L10 77V79ZM29 78V76H28ZM47 78V77H46ZM91 78V77H89ZM158 78H161L158 75ZM6 79V77H5ZM25 79V78H24ZM71 79V81H70ZM81 79V78H80ZM83 79V78H82ZM85 79V78H84ZM96 79V77H95ZM94 79V80H95ZM2 80V78H1ZM15 80V79H13ZM19 82V79H17ZM16 80V82H17ZM31 80V78L29 79ZM77 80V79H76ZM88 80V79H87ZM156 80V79H155ZM160 80V79H159ZM224 79H222L223 81ZM26 81V80H25ZM28 81V80H27ZM26 81V82H27ZM51 81V82H52ZM81 81V80H80ZM84 81V80H83ZM169 81L170 83H167ZM50 80L48 81V83ZM50 82V83H51ZM91 82V81H90ZM87 82V83H90ZM96 82V81H94ZM93 84H96L94 83ZM11 83V82H10ZM53 83V82H52ZM51 83V84H52ZM76 83V82H75ZM82 83V82H81ZM135 83V84H134ZM138 83V82H137ZM144 83V82H143ZM5 84V83H4ZM3 84V85H4ZM40 84V83H38ZM44 84V83H43ZM54 84V83H53ZM77 84V83H76ZM133 84L135 86H133ZM146 84V83H144ZM153 84V83H152ZM155 84V83H154ZM158 84V83H157ZM170 84V85H169ZM6 85V84H5ZM9 85V84H8ZM37 85V84H33ZM46 85V84H45ZM81 85V84H80ZM86 85V84H85ZM171 86V90L173 92H186L189 93V98L187 100V106H179L175 102V98L172 99V97H165L163 99V91L164 87ZM12 86V84H11ZM17 86V85H13ZM44 86V85H43ZM41 86V88L43 87ZM74 86V85H73ZM79 86V84H78ZM96 86V85H95ZM138 86V85H137ZM141 86V85H140ZM5 87V86H4ZM19 87V86H18ZM21 87V86H20ZM19 87V88H20ZM32 87V86H31ZM36 87V86H35ZM38 87V86H37ZM48 87V86H47ZM53 87V86H52ZM99 87V86H98ZM97 87V88H98ZM139 87V86H138ZM137 87V88H138ZM141 87V88H142ZM225 87L229 89H225ZM1 88V87H0ZM7 88V87H6ZM9 88V87H8ZM11 88V87H10ZM14 88V87H13ZM51 88V87H50ZM56 88V87H55ZM74 88V87H72ZM83 88V87H82ZM87 88V87H86ZM89 88V86H88ZM93 88V87H92ZM96 88V89H97ZM100 88V87H99ZM124 88V87H123ZM123 88H120L121 90ZM160 88V87H157ZM5 89V88H4ZM17 89V87H16ZM55 89V90H57ZM81 89V88H80ZM95 89V87H94ZM109 89V90H108ZM136 89V87H135ZM59 90V89H58ZM57 90V91H58ZM76 91V89H74ZM79 88L77 89V91ZM84 90V89H83ZM127 90V89H124ZM138 90V89H137ZM170 90V89H169ZM85 91V90H84ZM92 91V90H91ZM102 91V90H101ZM168 91V90H167ZM39 92V91H38ZM45 92V91H44ZM54 92V91H52ZM50 92V93H52ZM82 92V91H81ZM80 92V94H81ZM88 91H86L87 93ZM95 92V91H94ZM125 92V91H124ZM171 92V91H170ZM165 91V95L166 93ZM180 92V93H181ZM49 93V92H46ZM77 93V92H76ZM85 93V95H86ZM93 93V92H91ZM97 93V92H96ZM79 94V92H78ZM79 94V95H80ZM98 94V93H97ZM125 94H127L125 92ZM178 94V93H177ZM43 95V94H42ZM41 95V96H42ZM48 95V94H47ZM47 95L44 94V96L47 97ZM82 95V94H81ZM132 95V94H131ZM173 95V94H172ZM179 95V94H178ZM97 96V95H96ZM130 96V95H129ZM128 96V97H129ZM132 96V98H133ZM176 96V95H175ZM174 96V97H175ZM186 96V95H185ZM188 96V95H187ZM82 97V96H81ZM3 98V97H2ZM51 98V99H52ZM79 98V97H78ZM101 98V97H100ZM133 98V99H134ZM43 99V98H42ZM46 99V98H45ZM50 99V100H51ZM83 100V97L80 98V100ZM134 99V100H136ZM181 99V98H180ZM48 100V98H47ZM104 100V101H105ZM185 100V99H184ZM2 101V100H1ZM7 100H5L6 102ZM32 101V100H31ZM45 101V100H44ZM84 102V101H83ZM8 103V102H7ZM12 103V102H11ZM16 103V102H15ZM44 103V102H42ZM46 103V102H45ZM225 102V104L227 105ZM10 104V103H9ZM17 104V103H16ZM28 104V103H27ZM26 104V105H27ZM47 104V103H46ZM223 104V103H222ZM221 104V105H222ZM224 104V105H225ZM3 106L4 104L1 103ZM7 105V104H6ZM30 105V104H28ZM49 105V104H48ZM104 105V103H103ZM107 105V104H106ZM111 105V107H112ZM184 105V104H183ZM9 106V105H8ZM7 106V107H8ZM11 106V105H10ZM46 106V105H45ZM228 106V105H227ZM226 106V107H227ZM4 107V106H3ZM33 107V106H32ZM30 107V108H32ZM105 107V106H104ZM181 107V108H180ZM11 108V107H10ZM14 108V107H13ZM49 108V107H48ZM100 108V107H99ZM102 108V107H101ZM1 109V108H0ZM8 109V108H7ZM33 109V108H32ZM220 109V108H219ZM9 110V109H8ZM221 110V109H220ZM2 111V110H0ZM5 111V109H4ZM30 111V110H29ZM103 111V110H101ZM145 111V109H144ZM143 111V112H144ZM212 111V110H211ZM223 111V110H222ZM3 112V111H2ZM44 112V111H43ZM49 112V111H48ZM161 112V111H160ZM221 112V111H220ZM226 112V111H225ZM7 113V112H6ZM26 113V112H25ZM36 113V112H35ZM42 112H40L41 114ZM47 113V111H46ZM139 113V112H138ZM217 113V112H216ZM222 113V112H221ZM4 114V113H3ZM24 114V113H23ZM29 114V113H28ZM37 114V113H36ZM39 114V115H40ZM140 114V113H139ZM168 114V115H169ZM207 114V113H206ZM31 115H34L31 113ZM128 115V116H127ZM166 115V114H164ZM151 116V115H150ZM181 116V115H180ZM221 116V115H220ZM15 117V116H14ZM146 117V116H145ZM149 117V116H148ZM184 117V116H183ZM182 117V118H183ZM30 118V117H29ZM136 118V119H135ZM187 118V116H186ZM203 118V117H202ZM222 118V117H219ZM148 119V118H147ZM199 119V118H198ZM197 119V122H198ZM30 120V119H27ZM143 120V119H142ZM160 120V119H159ZM186 121V120H185ZM4 122V121H3ZM29 122V121H27ZM152 122V121H151ZM150 122V123H151ZM30 123V122H29ZM145 123V122H144ZM28 124V123H27ZM198 124V123H197ZM202 124V123H201ZM227 124V125H225ZM7 125V124H6ZM42 125V124H40ZM160 125V124H159ZM34 126V125H33ZM5 127V126H4ZM40 127V126H39ZM256 128L255 126H252ZM3 128V126L1 127ZM8 128V127H7ZM138 128H140L138 126ZM205 128V129H206ZM23 129V128H22ZM43 129V128H42ZM175 129V128H174ZM27 130V129H26ZM45 130V131H46ZM138 130V129H137ZM251 128L249 129V131ZM136 131V132H135ZM140 131V130H138ZM248 131V130H247ZM260 131V130H259ZM205 132V131H203ZM173 133V132H172ZM248 133V132H247ZM252 133V132H251ZM258 133V131H257ZM143 134V133H142ZM255 134V133H254ZM52 135V136H53ZM141 135V134H140ZM251 136V134H248ZM261 135V133H260ZM144 136V135H143ZM149 136V135H148ZM205 136L206 135H202ZM210 136H212L210 134ZM259 136V135H257ZM7 137V136H6ZM5 137V138H6ZM209 137V136H208ZM248 137V136H247ZM264 137V136H263ZM2 138V136L0 137ZM4 138V137H3ZM9 138V137H8ZM7 138V139H8ZM13 138V137H12ZM23 138V137H22ZM51 138V137H50ZM212 138V137H211ZM210 138V139H211ZM259 138V137H258ZM71 140L75 142L76 144L74 147L71 146V150L66 151V149L61 151H66L67 153L59 156L60 150L59 146L62 147L63 144H67L68 141ZM151 140V139H150ZM206 140V139H205ZM204 140V141H205ZM209 140V139H208ZM213 140V139H212ZM40 141V140H39ZM47 141V139H46ZM109 141V140H108ZM107 141V142H108ZM24 142V141H23ZM38 142V141H37ZM60 142V141H59ZM105 142V141H104ZM110 142V141H109ZM213 142V141H212ZM151 143V142H150ZM70 144V143H69ZM72 144V143H71ZM70 144V145H71ZM210 144V142H209ZM208 144V146H209ZM213 144V143H212ZM222 144V143H221ZM226 144V143H225ZM68 145V144H67ZM83 145V144H82ZM103 145V144H102ZM105 145V143H104ZM108 143L106 144V146ZM115 145V144H114ZM113 145V146H114ZM233 145V144H232ZM110 146V145H109ZM46 147V146H45ZM65 147V146H64ZM70 147V146H69ZM84 147V146H83ZM105 147V146H104ZM103 147V148H104ZM153 147V146H152ZM211 145L208 147L210 148ZM214 147V146H212ZM211 147V149H212ZM229 147V146H228ZM50 148H55L53 152H55L54 156H52V153L49 150ZM68 148V146H67ZM90 148V147H89ZM92 148V147H91ZM101 148V147H100ZM107 148V147H106ZM111 148V147H110ZM113 148V147H112ZM87 149V148H86ZM157 149V148H156ZM89 150V149H88ZM92 148V152H93ZM155 150V149H154ZM159 150V149H158ZM206 150V149H205ZM208 150V149H207ZM223 150V148H222ZM209 151V150H208ZM7 152V151H6ZM97 152V151H96ZM95 152V154H96ZM103 152H105L103 150ZM81 153V152H80ZM102 153V152H101ZM170 155L168 153V156L170 159L173 158V155ZM174 153V152H173ZM210 153V152H207ZM42 154V153H41ZM62 154V153H61ZM83 154V153H81ZM80 154V155H81ZM93 154V153H91ZM91 154H88L85 156H89ZM98 154V153H97ZM110 154V155H111ZM166 154V152H165ZM175 154V153H174ZM199 154V153H198ZM40 155V154H39ZM105 155V154H104ZM146 155V154H145ZM172 155V156H171ZM177 155V154H176ZM197 155V153H196ZM206 155V154H204ZM208 155V154H207ZM211 155V154H210ZM84 156V157H85ZM93 156V155H92ZM96 156V155H95ZM100 156V155H99ZM167 156V157H168ZM180 156V155H179ZM203 156V155H202ZM212 156V155H211ZM44 157V156H43ZM75 157V156H74ZM84 157L82 158L84 160ZM94 157V156H93ZM107 157H110L109 154ZM177 157V156H176ZM205 156H203L204 158ZM248 157H252L253 160H249ZM38 158V157H37ZM87 158V157H86ZM85 158V160H86ZM89 158V157H88ZM101 158V157H100ZM105 158V156H104ZM166 158V157H165ZM208 158V157H207ZM237 158V157H236ZM79 159V158H78ZM93 159V158H92ZM162 159V158H161ZM169 159V160H170ZM182 159V158H181ZM199 159V157H198ZM205 160L206 157L204 158ZM203 159V160H204ZM244 159V158H243ZM80 160V159H79ZM91 160V159H90ZM105 160V159H104ZM180 160V159H179ZM178 163L182 160L179 161ZM76 161V160H75ZM78 161V160H77ZM76 161V162H77ZM81 161V160H80ZM95 161L94 159L92 162ZM103 161V160H102ZM111 161V160H110ZM186 161V160H185ZM199 161V160H198ZM201 161V159H200ZM210 161V160H209ZM225 161V160H224ZM5 162V160H4ZM56 162H60L64 164L68 170V176L72 177L73 183L68 181L65 172H61V175L58 173L59 171L56 169ZM79 162V161H78ZM88 162V161H87ZM207 162V161H205ZM203 162V163H205ZM238 162V160H237ZM186 163H189L186 161ZM199 163V162H198ZM202 163V162H200ZM241 163V162H240ZM259 163V162H258ZM263 163V162H262ZM14 164V163H13ZM79 164V163H78ZM84 164V163H83ZM110 164V163H106ZM211 164V163H210ZM96 165V164H95ZM164 165V164H163ZM174 165V164H173ZM180 165V164H179ZM178 165V166H179ZM194 165V164H193ZM196 165V164H195ZM200 165V164H198ZM207 165V163H206ZM237 165V166H238ZM83 166V165H82ZM89 166V165H88ZM92 166V165H91ZM99 166V165H98ZM171 166V165H170ZM184 168L187 170L192 169L191 165L188 167L187 164L184 163ZM203 166V165H202ZM236 166V167H237ZM197 166H194L195 169ZM210 167V166H209ZM220 167V166H219ZM226 167V166H225ZM235 167V168H236ZM28 168V167H27ZM84 168V167H83ZM82 168V169H83ZM95 168V167H94ZM104 168V167H102ZM178 168V167H177ZM183 169V172L184 171ZM212 168V167H211ZM258 168V167H257ZM14 169V168H13ZM26 169V168H25ZM93 169V168H92ZM263 169V168H262ZM30 170V169H29ZM89 170V169H88ZM107 170V169H106ZM109 170V169H108ZM199 171H207L205 169H197ZM213 170V169H211ZM82 171V170H81ZM178 171V170H177ZM90 172V171H89ZM208 172V171H207ZM220 172V171H218ZM241 172V171H240ZM29 173V172H27ZM118 173V172H117ZM206 173V172H204ZM212 173V171H210ZM208 173V174H210ZM226 173V172H225ZM242 173V172H241ZM20 174V173H19ZM133 174V173H132ZM215 174V173H214ZM243 174V173H242ZM248 174V173H246ZM27 175V174H26ZM60 175V176H59ZM93 179L95 180V187L93 189V192L95 194H102L105 192L110 191V186L106 181V172L99 170H92L89 174ZM131 175V174H130ZM187 175V174H186ZM191 175V174H190ZM201 175V173H200ZM212 175V174H210ZM31 176V175H29ZM65 179L66 182H63L62 178ZM106 176V177H105ZM134 176V175H133ZM1 177V175H0ZM28 177V176H27ZM196 177V176H195ZM248 177V176H247ZM3 178V177H2ZM184 178V177H183ZM190 178V177H188ZM254 178V177H253ZM6 179V178H5ZM17 179V178H15ZM258 179V178H257ZM130 180V179H129ZM212 180V179H211ZM238 180V179H235ZM256 180V179H255ZM184 181V180H183ZM209 181V180H208ZM188 182V181H186ZM192 182V181H191ZM206 182V181H205ZM214 182V181H213ZM201 183V182H200ZM209 183V182H208ZM179 184V183H178ZM190 184V183H189ZM238 183L236 181L232 182V185L237 187ZM242 184V183H241ZM6 185V184H5ZM112 185V183H111ZM128 185V184H127ZM240 185V184H239ZM245 185V184H244ZM176 186V185H175ZM179 186V185H178ZM187 186V185H185ZM181 187V186H180ZM179 188V187H178ZM245 188V187H244ZM181 189H183L181 187ZM180 189V190H181ZM240 189V188H239ZM190 190V189H189ZM186 190V191H189ZM192 190V189H191ZM245 190V189H244ZM248 190V189H246ZM264 190V189H263ZM10 191V189H9ZM88 191V190H87ZM86 191V192H87ZM177 191V190H176ZM250 191V190H249ZM84 192V191H83ZM90 192V191H89ZM92 192V191H91ZM180 192V191H179ZM185 192V191H184ZM191 192V191H190ZM14 193V192H13ZM114 193V192H113ZM192 193V192H191ZM178 194V192H177ZM184 194V193H183ZM124 195V194H123ZM88 196V195H87ZM92 196V195H91ZM90 196V197H91ZM173 196V195H172ZM175 196V195H174ZM181 196V195H179ZM176 197V196H175ZM255 197V196H254ZM96 197H94L95 200ZM102 198V197H101ZM173 198V197H172ZM179 198H183L184 200H187L189 202V211L187 218H184V221L180 228H183L184 231L188 233V236L192 239V241H195L199 248L206 247L202 246V243L200 242L199 238L197 237L196 230L192 228L193 222L201 223V225H204L207 220V215L205 213H201L197 211H193V205H192V198L188 196V194ZM178 198V199H179ZM197 198V197H196ZM214 198V197H213ZM256 198V197H255ZM15 199V196L8 192V190L4 187L2 181L0 180V203L5 205L9 203L11 204ZM182 199V200H183ZM258 203L260 207L264 210V191L260 190L259 194L257 195ZM169 200V199H168ZM172 200V199H171ZM182 200L179 199V201L182 202ZM21 201V199H20ZM96 201V200H95ZM98 201V200H97ZM170 201V200H169ZM127 202V201H126ZM171 202V201H170ZM200 202V201H199ZM257 202V201H256ZM18 203V200H17ZM97 204V203H95ZM100 204V203H99ZM102 204V203H101ZM2 205V206H3ZM170 205V204H169ZM211 201L209 202V206H211ZM11 206V205H9ZM15 206V205H14ZM181 206V205H180ZM208 206V207H209ZM5 207V206H4ZM6 207H8L6 205ZM18 207V206H17ZM120 207V206H119ZM170 207V208H169ZM168 207V211L172 214L173 221H176V211L173 212V209H171V205ZM176 207V206H175ZM174 207V208H175ZM126 208V207H125ZM182 208V207H181ZM178 209V208H176ZM211 209V208H210ZM9 210V207H8ZM12 210V209H11ZM175 210V209H174ZM183 210V209H182ZM16 212V211H15ZM18 212V211H17ZM16 212V213H17ZM95 212V211H94ZM208 212V210H207ZM178 213V212H177ZM181 214L182 212L179 211ZM15 214V213H14ZM180 216V215H179ZM121 217V216H120ZM183 218V217H182ZM171 221V219H170ZM170 223V222H169ZM196 223V224H197ZM210 223V220H209ZM208 223V224H209ZM207 224V225H208ZM178 225V224H177ZM194 226V225H193ZM197 226V225H196ZM173 227V226H172ZM117 228V227H116ZM196 228V227H195ZM199 228V227H198ZM202 228V227H201ZM262 229V228H261ZM146 231V230H145ZM263 231V230H262ZM142 232V231H141ZM182 232V230H181ZM145 233V232H143ZM198 233V232H197ZM175 234V233H174ZM173 234V235H174ZM259 234V233H258ZM200 235V234H199ZM262 235V234H261ZM264 235V234H263ZM99 236V235H98ZM97 236V237H98ZM255 236V235H253ZM1 237V236H0ZM104 237V236H103ZM264 237V236H262ZM126 238V237H125ZM259 238V237H258ZM119 239V238H118ZM176 239V236H175ZM201 239V237H200ZM261 239V238H259ZM99 240V239H98ZM105 240V239H104ZM190 241V239H189ZM253 241V240H252ZM194 242V243H195ZM251 242V241H250ZM192 243V244H194ZM253 244V243H252ZM234 245V244H233ZM246 245V244H245ZM248 246V245H247ZM197 247V246H196ZM208 249V246H207ZM225 249V248H224ZM209 250V249H208ZM207 250V251H208ZM238 250V249H237ZM232 253L231 256L228 258V260L223 261L220 255L218 253L214 256L213 254H208L205 256L206 262L205 264H264L263 258H264V239H261L248 248L237 251ZM201 251V250H200ZM204 251V250H202ZM201 251V252H202ZM213 251V250H212ZM206 252V251H205ZM204 252V253H205ZM216 252V251H215ZM227 252V251H226ZM186 253V252H185ZM214 253V252H213ZM229 254V252H227ZM131 257V256H130ZM129 257V258H130ZM137 258V257H136ZM134 259V258H133ZM204 260V259H203ZM129 263V262H127ZM49 264V263H48Z\"/></svg>",
    "mask_w": 264,
    "mask_h": 264
}]
</instances>
